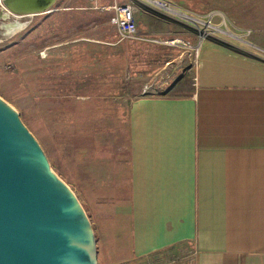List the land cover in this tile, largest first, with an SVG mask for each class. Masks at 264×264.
<instances>
[{
    "label": "rangeland",
    "instance_id": "1",
    "mask_svg": "<svg viewBox=\"0 0 264 264\" xmlns=\"http://www.w3.org/2000/svg\"><path fill=\"white\" fill-rule=\"evenodd\" d=\"M113 2L133 8L140 40H120L101 9ZM162 2L246 42L256 11L262 15L252 0ZM211 13L219 15L209 21ZM14 22L20 27L12 28ZM203 32L204 40L240 45L148 0H58L51 12L18 20L0 11V98L85 210L98 264H108L100 224L126 196L116 182L124 183L126 172L130 103L145 87L154 96L187 95ZM111 174L115 186L108 184ZM184 258L167 254L141 264H190Z\"/></svg>",
    "mask_w": 264,
    "mask_h": 264
},
{
    "label": "crops",
    "instance_id": "2",
    "mask_svg": "<svg viewBox=\"0 0 264 264\" xmlns=\"http://www.w3.org/2000/svg\"><path fill=\"white\" fill-rule=\"evenodd\" d=\"M252 1L250 45L203 39L187 95L131 101L126 196L100 224L108 264H264V0Z\"/></svg>",
    "mask_w": 264,
    "mask_h": 264
},
{
    "label": "water",
    "instance_id": "3",
    "mask_svg": "<svg viewBox=\"0 0 264 264\" xmlns=\"http://www.w3.org/2000/svg\"><path fill=\"white\" fill-rule=\"evenodd\" d=\"M57 1L1 0L0 11L4 19L31 17L51 12ZM0 264H98L85 210L1 98Z\"/></svg>",
    "mask_w": 264,
    "mask_h": 264
},
{
    "label": "built area",
    "instance_id": "4",
    "mask_svg": "<svg viewBox=\"0 0 264 264\" xmlns=\"http://www.w3.org/2000/svg\"><path fill=\"white\" fill-rule=\"evenodd\" d=\"M89 1H97V0H89ZM0 8H3L1 5L0 0ZM102 11L109 13V22L115 28L117 35L119 36L120 40H130V41H137L140 40L137 27L134 19V11L130 5L127 4H117L113 2L110 5L101 8ZM216 15L215 13H211L207 16V18L212 20ZM208 33L203 32L202 37L203 39L207 36ZM42 57H45V54H41ZM149 87H145L142 94L149 95L147 90ZM154 264V263H150Z\"/></svg>",
    "mask_w": 264,
    "mask_h": 264
},
{
    "label": "bare ground",
    "instance_id": "5",
    "mask_svg": "<svg viewBox=\"0 0 264 264\" xmlns=\"http://www.w3.org/2000/svg\"><path fill=\"white\" fill-rule=\"evenodd\" d=\"M150 3H152V4H157V5H160L161 7H164V9H166V10H168L170 13H173L174 15H176V16H178V17H182V18H185L186 20H188V21H190V22H193V24H196L197 26L198 25H200V26H203L204 25V27H205V29H209V30H211V31H213V32H215V33H221V35L222 34H225V35H228V36H231V37H233L234 39H232V40H235L236 39V41H241V42H244V43H247V44H249L248 42H246V41H243V40H241V38L238 36V35H236L235 33H233V32H231V31H229L228 29H224V30H222V29H219L218 28V26H214V25H211L209 22H204V21H202L201 19H199V18H197V16H195V15H193V21L191 20V19H189V15L191 14V13H189V12H185V11H183V10H181V9H179V8H173L174 6H169V4H164L163 2H162V0H148ZM177 9H179V10H177ZM13 19L14 20H18V19H22L21 17H14L13 16ZM223 22H225V20H223ZM16 23H18L19 24V22H14V23H12V28H17L18 26H16ZM206 23H208V26H207V24ZM219 26H221V25H219ZM224 36V35H223ZM243 38H245L244 36H243ZM202 41H203V37H202V35L200 36V41H199V44L201 45V43H202ZM196 49H197V51L199 50V46H197L196 47ZM198 53V52H197Z\"/></svg>",
    "mask_w": 264,
    "mask_h": 264
}]
</instances>
